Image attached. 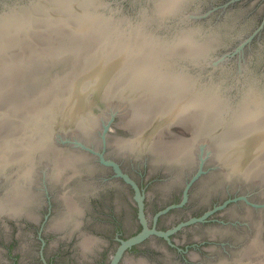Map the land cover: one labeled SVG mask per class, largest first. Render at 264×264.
Listing matches in <instances>:
<instances>
[{"label":"bare ground","instance_id":"obj_1","mask_svg":"<svg viewBox=\"0 0 264 264\" xmlns=\"http://www.w3.org/2000/svg\"><path fill=\"white\" fill-rule=\"evenodd\" d=\"M93 1L96 0H41L22 9L0 13V71H5L2 63L9 59V72L14 74L16 57L21 52L26 53L25 57L36 55V43L43 46L41 55L56 53L63 56L74 50L79 52L71 53L74 62L79 56H89L95 47L102 44L99 35L107 29L104 27H112L109 21L108 25L100 21L93 8L84 9L88 7L86 3L92 4ZM176 2L178 0H162L159 6L172 9ZM188 36L153 44L142 38L121 37L112 46L118 55L103 60L108 65L106 77L112 76L107 78V83L103 81V72H95L86 78L79 76L72 90L56 93L55 89H42L44 94L46 92L44 99H33V93L32 100L25 104H19L16 98L21 94L18 91L28 89L27 86H16L19 78L8 89L0 86V180L4 182L0 194V215L32 217L42 175L66 186L59 195L64 211L56 225L81 212L79 194L76 188L70 190L68 183L94 169L90 164L91 156L78 148H65L58 141L64 136L65 131L61 133L62 130H69L70 137L73 133L80 136L79 131H82L86 138H91L89 135L99 119L95 100L108 99L109 86L121 71L122 85L128 81L123 91L125 100L134 106L144 103V107L140 121L129 127L130 130L137 129L140 134L131 140L114 137L117 149L148 151L158 164L176 166L182 172L198 162L204 143L219 136L222 138L223 127L240 126L237 134L240 136L246 132V136L237 159H234L238 164L246 156L251 161L250 166L235 165L232 153L224 148V144L215 147L219 159L214 164L221 167L218 177L224 178L228 184H257V177L264 167H260L264 162V93L248 85L240 88L235 99L231 100L218 86L205 84L201 72L189 69L188 62L201 60H192L191 57L202 51V47L194 45ZM49 46L53 50L47 51ZM118 65L122 66L119 72ZM18 73L21 74V70ZM72 84L73 81L70 86ZM148 93L152 97L146 99L144 96ZM155 113H163L166 122L162 124L157 120L151 127L145 126L147 116ZM172 122L193 126V137L162 138L164 131L161 125L167 126ZM246 215L252 218V233L229 264H264V229L256 220L263 215L259 213L254 217L249 207ZM220 264L228 263L221 261Z\"/></svg>","mask_w":264,"mask_h":264},{"label":"flooded vegetation","instance_id":"obj_2","mask_svg":"<svg viewBox=\"0 0 264 264\" xmlns=\"http://www.w3.org/2000/svg\"><path fill=\"white\" fill-rule=\"evenodd\" d=\"M216 6L211 19L217 26L245 38L257 30L243 47L241 58L261 71L264 0H208L207 7ZM241 39H233L234 44ZM144 156L137 159V165L116 160L121 173L94 161L92 171L68 183L79 194L81 212L59 225L64 211L59 195L66 186L42 175L32 217L0 215V264H112L123 241L146 226L151 231L126 247L117 264H229L252 233V218L245 219L244 202L188 222L223 200L225 186L218 171L202 174L184 203L166 210L183 201L185 182L196 170L189 166L181 172ZM125 174L136 181L144 196L145 221L136 189ZM3 185L1 181L0 194Z\"/></svg>","mask_w":264,"mask_h":264},{"label":"water","instance_id":"obj_3","mask_svg":"<svg viewBox=\"0 0 264 264\" xmlns=\"http://www.w3.org/2000/svg\"><path fill=\"white\" fill-rule=\"evenodd\" d=\"M39 1L41 0H0V13L16 8L22 9ZM160 1L162 0H96L95 2L93 1L92 4L86 3L85 5L88 7H84V9L93 8L100 21H105L107 25L109 24L107 21H109L110 25L116 29L107 26L104 27L107 29L99 35L101 36L100 40L102 39V44L99 48L95 47L96 49L94 48L91 51L89 54L90 57L82 63V66H80L78 62H74L70 57L63 58L62 56L43 59L44 57H41L43 46L39 43L34 44L37 53L36 56L31 57L27 61L24 60L26 65H22L20 69L22 72L21 74H17L16 71L14 73V78L16 76V78L20 79L18 83H16L17 86H27L25 83L27 82L28 76L30 78L34 76L33 78L35 79L38 76L36 73L40 70V67L42 69L43 67L44 69L48 68L53 71L46 75L44 74L45 76L42 75L44 77L39 86L41 89H55L54 91H57L56 93L68 92L71 88L70 84L74 76H76V78L79 76L86 78L88 75L95 72H98L97 74L103 72L105 73V75L102 76L103 81L107 83L109 81L107 78H111L112 76L106 77L108 65H106L103 60L118 55L112 46L116 45L121 37H130L131 39L142 38V40H148L153 44L165 39H185V36L189 35L188 38L193 41L194 45L202 47V51L198 52L194 57H191V59L201 60L188 62V66L193 72H201L202 81L205 84L208 86H218L231 100L235 99L240 88L247 87L248 85L252 86L257 92L264 93V68L260 71L259 67L252 65V62H248L241 58L243 47L254 37L257 30L249 37L245 38L242 34L233 35V33L226 31L223 27L217 26L216 23L211 22V16L216 12L218 6L212 8L207 7L208 0H178V2L172 6V9L167 7L160 8ZM122 30L125 31L123 32ZM138 31L141 33H137ZM239 37H242V39L239 44L235 45L233 39ZM69 60L72 61L71 65L67 64ZM91 61V65L99 68L98 70L93 66L89 67L91 65H85ZM257 63H259V61ZM118 66H120L118 67L119 72L122 70V66ZM20 70L18 71L20 72ZM122 73L121 71L117 76H114V78L117 77L115 82L118 81V84H120ZM75 87L78 86L76 85ZM29 90L31 93V89ZM43 92L44 90L32 92V94H35L33 99L38 100L39 95L44 99L46 97V92L42 95ZM114 92V94H110V91L107 94L108 99L95 100L97 103L95 111L98 113V118L100 117V119H102L100 122L101 129L99 131V136L102 138V141H99L97 144L87 143L74 135L72 137L61 136L58 142L70 145L71 147L68 148H78L88 152L92 162L96 161L97 163V161H99L103 165L114 166L117 172L121 173L120 163L117 162L115 158H109L106 151V137L109 136L110 125L114 123V119L118 112L111 111L106 116H99L100 110H105L107 108L106 106L119 94L118 91ZM88 93L89 90H87V94ZM156 120L162 124L166 122L164 117L156 118ZM177 125H179V123L172 122L167 123V126L161 125V127L163 128L162 130L169 131ZM205 144L206 143H204V145ZM204 145L201 149L198 162L191 165L196 171L192 174L190 179L185 182L183 201L179 204L169 205L166 210L183 204L188 196L189 188L202 174L208 171L217 172L221 169V167L211 161V156L208 150L206 151L204 149ZM124 176L136 189V195L140 201V214L145 221L142 202L144 196L140 192V188L136 181L127 174ZM222 180L225 186L223 190L224 194L222 195L223 200L209 207L200 217H194L188 222L204 220L229 205H236L239 202H244L246 208L249 207V211H252V214L256 213L259 215L260 213L264 215V194L261 192V194H256V189L254 187L255 183L247 182L237 186L228 184L225 182L224 178H222ZM230 186L232 187L230 188ZM245 213H247V209ZM150 231L151 230L146 226L143 231L123 241L112 264H117L118 258L126 247L140 241Z\"/></svg>","mask_w":264,"mask_h":264},{"label":"rangeland","instance_id":"obj_4","mask_svg":"<svg viewBox=\"0 0 264 264\" xmlns=\"http://www.w3.org/2000/svg\"><path fill=\"white\" fill-rule=\"evenodd\" d=\"M212 20L213 19H211V22H212ZM48 50L51 51L53 49H52L51 46H49L48 49H47V51ZM71 53L78 54L79 52H76L74 50L68 51V54L63 55V58H66V57H70L71 58L72 57L71 56ZM25 55H26L25 52H21L20 56L19 57H16L17 60H16V64L14 65L16 67V69L22 68V65L26 63L25 61H27L31 57H33V56H28V57L26 56L25 57ZM34 56H36V55H34ZM41 57H44L43 59H49V58L62 57V55L61 54L60 55H57L56 53H53V54H50L49 53V54H43V55H41ZM89 57L90 56H88V55H86L85 57L79 56V58L77 57L76 59H77V62L80 63V66H82V63L85 62V60H82V59L89 58ZM94 61H96V60H94ZM2 64L5 65V71L4 72L0 71V86L1 87L4 86V88L8 89V87L10 85H14V82L17 81L18 78H16V76L14 78V75L15 74H13V73L10 74L11 72H9V68H11V60H9V59L8 60H5ZM40 64H43V63H40ZM67 64H70L71 65L72 64V61L69 60V63H67ZM91 64H92V61L90 63H86L85 65H88L89 66ZM6 66H7V68H6ZM92 66H94V65H91L89 67H92ZM52 71L53 70H49L48 68L47 69H44V67H43V69H42L40 67V70L36 73V75H38V76L35 79L33 78L34 76L32 78H30L28 76L27 82L25 84L27 86H29L30 88L28 87V89H25V88L24 89H21V91H18L21 94H18V96L16 95V98H17V101L19 102V104H25V103L29 102L30 100H32V98H33L32 97V95H33L32 92H35L37 90H42L41 87L39 86L41 84L42 78L47 73L52 72ZM18 72L19 71L16 70V73L17 74H19ZM40 73H41V75H40ZM42 75H44V76H42ZM76 79H77L76 76H74V78H73V84L71 85L70 90H72V86L74 85V81ZM114 82H113L114 85H110L108 90H110L113 93H115L114 91H118L119 94L115 97V99L109 105L106 106L107 108L105 110L102 109L99 112V116L100 115H105L106 116L111 111L118 112L117 115H116V117H115V119H114V123H112L110 125V129H109V134L110 135L106 137V143H107L106 151H107V155H108L109 158H115L116 160L123 162L124 165H129V166L130 165H137V159H139V158L142 159L143 157H145L144 155H148V156H150L152 158V157H154V155H152V153L150 154L148 151L145 152V151H141V150L140 151L137 150L136 152L133 151V150H127V152L126 151H122L120 149H117L118 147H117L116 144L114 145L113 140H114V137H116V136H118V138L131 140V139H134L135 137H137L140 134V131L138 133V130L137 129L130 130L131 128H129V127L132 126L133 123H137V122L140 121V118H141L140 112L143 111L142 110V107H144V103L143 104H139V105L136 104L135 106L132 105L131 103H128V101L125 100L126 99V94L123 93V91L126 89L125 88V85L127 84L128 81L124 82L123 85H122L121 82H120L121 84H118V81H116L115 83ZM130 84H132V82ZM1 87H0V89H1ZM29 89H31V91H32L31 93H30V90ZM145 95L146 96H144V97L146 99H149V98L152 97L149 93L148 94H145ZM39 97H41V96L39 95ZM7 102H9V101H7ZM145 105H146V103H145ZM117 110H119V111H117ZM158 114L157 113H155V114H149L147 116V121L145 122L146 123L145 126H147V124H148L151 127V125H153V123H156L155 122V121H157L156 120V117L157 118H160L159 116H161V117L164 116L163 113L162 114H159V115ZM101 120L102 119H100V117H99V119L97 120V123L98 124L96 126V128L97 127L98 128L97 129L95 128L93 130V133H92L93 135L92 134L89 135V137H91L90 139L89 138H86L85 137L86 135H84L83 133H81L82 131H79L81 137L79 136L78 133H75L76 135L73 133L72 136L75 135L76 137H78L79 139H81V140H83V141H85L87 143H96L97 144L99 141H102V138L99 136V131L101 129V127H100ZM130 122H132L131 125H127ZM220 123H222V122H220ZM239 127L233 126V127L226 128V129L223 127L224 130L222 132V138H220V136H219L217 139L215 138L212 141H209L206 145H204L205 146L204 149L206 151L208 150L209 155L211 156V161L212 162H214V161L216 162V159H219V157H217L216 154H215L216 153V148L215 147L217 146V144H219V146H220V144H224V148L226 147L227 149H229L228 152H231L232 153V156H233L232 160H234L235 165H238L239 166L240 164L241 165H244L245 164V165H248V167L250 166L251 161H249L250 159L248 160V157H246V156H243L244 157V158H242L243 161L241 160L242 162L241 163L238 162V164H237L236 160L234 159V157L237 159L236 155H237L238 152L241 151V149L243 147L242 145H243L244 137L246 136V132H245V134H241L240 136L237 134V132H238V129L237 128H239ZM141 128H142V126H141ZM217 128L218 127H216L215 129H213V131L215 132ZM194 129L195 128L193 126H189V125H187V124H185L183 122H179V125H177L174 128H172V130H169V131L168 130H162V132L164 131V133H162L161 135H162V138H167V139L189 138V137H193V131H194ZM64 131L65 132L67 131V132L65 133ZM61 133H63L64 137H70V135H71V133L69 135V130H62ZM204 140L206 141V139H204ZM61 146L65 147V148L71 147L70 145H66V144H61ZM244 152L247 153L248 151H244ZM246 161H249V164H246ZM94 163L95 162H92V160L90 159V164L91 165H94ZM263 165H264V162L262 164H260V167H262ZM244 171H246V169ZM257 178H258L257 179V182L258 183L256 184V182H255V184H254V187L256 189V194L257 195L258 194H261V193L264 194V167L261 168L260 174H259V176ZM231 187L232 186H230V188ZM245 219L246 220H249V219H251V217L248 218L247 216H245ZM257 219L262 224L263 229H264V215L261 218H259V217L256 218V220Z\"/></svg>","mask_w":264,"mask_h":264}]
</instances>
